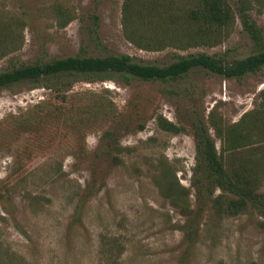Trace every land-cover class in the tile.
Returning <instances> with one entry per match:
<instances>
[{"label": "rangeland", "instance_id": "obj_1", "mask_svg": "<svg viewBox=\"0 0 264 264\" xmlns=\"http://www.w3.org/2000/svg\"><path fill=\"white\" fill-rule=\"evenodd\" d=\"M122 1L0 0V18L17 34L0 71L79 54L164 65L187 53L231 60L254 50L237 16L212 47L138 48L122 33ZM56 5L70 16L64 25ZM250 14L264 44V12ZM55 85L64 99L27 81L0 88V264H264V218L252 208L218 215L190 183L192 121H206L212 107L237 120L258 101L260 73L235 79L196 68L164 82L112 75ZM158 114L184 129L162 130ZM173 176L186 195L167 188Z\"/></svg>", "mask_w": 264, "mask_h": 264}, {"label": "trees", "instance_id": "obj_2", "mask_svg": "<svg viewBox=\"0 0 264 264\" xmlns=\"http://www.w3.org/2000/svg\"><path fill=\"white\" fill-rule=\"evenodd\" d=\"M53 10L60 25L69 20L63 7L56 5ZM251 11L264 12V0H123L122 33L138 48L156 51L166 47H212L228 36L237 16L254 50L231 60L205 52L187 53L164 65L137 61L125 53L69 55L1 70L0 88L27 81L52 88L64 99L65 92L55 83L66 77L102 80L118 75L124 81L133 78L164 82L184 77L196 68L225 78L240 79L256 73L264 77V44ZM14 26L15 22L0 18V58L17 48ZM155 121L171 133L184 129L161 114ZM190 131L194 143L190 183L207 200L208 208L221 216L238 215L252 208L264 218V192L260 191L264 184V87L258 91V101L237 120H225L212 107L206 121H192ZM167 188L186 195L174 176L167 181ZM194 213L187 212L189 217L183 226L186 248L193 241L190 216Z\"/></svg>", "mask_w": 264, "mask_h": 264}]
</instances>
